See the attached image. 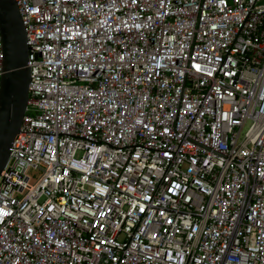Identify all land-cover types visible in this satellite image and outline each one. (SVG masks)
<instances>
[{"label": "built area", "instance_id": "built-area-1", "mask_svg": "<svg viewBox=\"0 0 264 264\" xmlns=\"http://www.w3.org/2000/svg\"><path fill=\"white\" fill-rule=\"evenodd\" d=\"M14 2L0 264H264V0Z\"/></svg>", "mask_w": 264, "mask_h": 264}, {"label": "water", "instance_id": "water-1", "mask_svg": "<svg viewBox=\"0 0 264 264\" xmlns=\"http://www.w3.org/2000/svg\"><path fill=\"white\" fill-rule=\"evenodd\" d=\"M0 171L17 133L27 99L29 69L24 29L14 0H0Z\"/></svg>", "mask_w": 264, "mask_h": 264}, {"label": "rangeland", "instance_id": "rangeland-1", "mask_svg": "<svg viewBox=\"0 0 264 264\" xmlns=\"http://www.w3.org/2000/svg\"><path fill=\"white\" fill-rule=\"evenodd\" d=\"M30 173H31V174L34 173L35 175H38V172H36V171H31Z\"/></svg>", "mask_w": 264, "mask_h": 264}]
</instances>
